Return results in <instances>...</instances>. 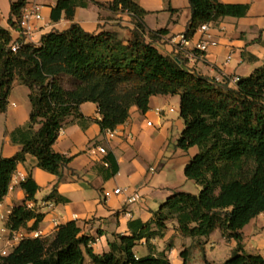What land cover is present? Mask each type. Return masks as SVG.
I'll return each mask as SVG.
<instances>
[{
	"label": "trees",
	"instance_id": "16d2710c",
	"mask_svg": "<svg viewBox=\"0 0 264 264\" xmlns=\"http://www.w3.org/2000/svg\"><path fill=\"white\" fill-rule=\"evenodd\" d=\"M188 3L186 39L201 25L225 17L243 18L248 11L245 5H225L218 0ZM25 4V0L11 4V29H17ZM89 5L126 13L133 25L130 37L124 40L115 30L88 33L72 23L64 31L43 35L38 47L22 45L14 53L9 31L0 27V114L7 109L14 82L27 88L30 105L28 122L10 133L11 143L20 146V151L11 158H0V202L27 156L35 158L42 171L58 181L63 179L72 158L53 152L52 146L68 118L73 117L82 128L89 122L79 111L82 104L96 105L100 119L94 122L104 134L124 124L133 107L147 113L149 99L156 96L179 97L184 129L176 147L182 151L197 148L184 176L200 192L173 193L151 222L130 221V235L115 236L105 254H94L89 247L93 240L80 236L75 222H68L58 226L52 237L21 240L8 255H0V264H83L84 255L89 264H171L163 253L144 257L134 253L141 241L163 237L171 221L182 237L191 240L207 238L218 230L223 239L234 241L236 246L223 264H264L260 255L245 252L241 234L264 213V66L232 85L230 78L217 81L186 69L180 57L163 56L152 45L155 35L165 30L148 31L143 21L147 12L133 0H58L50 21L57 23L63 16L71 21L76 8ZM63 79L70 81V88H64ZM105 160L115 174L112 157L107 155ZM19 187L26 198L8 217L6 227L11 232L32 220L36 228L43 218L26 205L39 189L32 178ZM50 200L67 203L55 190L45 198ZM186 255L184 250L183 264Z\"/></svg>",
	"mask_w": 264,
	"mask_h": 264
},
{
	"label": "crops",
	"instance_id": "0c3cea01",
	"mask_svg": "<svg viewBox=\"0 0 264 264\" xmlns=\"http://www.w3.org/2000/svg\"><path fill=\"white\" fill-rule=\"evenodd\" d=\"M18 1L0 0V27L9 31L12 43L20 36L18 28L9 27L10 6ZM57 1L25 0L26 4L43 5V19L38 24L41 30L34 36L38 43L43 35L51 31H64L72 23L94 34L118 29L112 21L105 24L106 21L99 20L103 12L109 11H101L93 5L85 9L76 8L71 21L63 16L59 22L52 23L50 12ZM94 1L106 3L112 0ZM133 1L147 12L143 21L148 31L165 30L164 34L155 35L152 45L163 56L180 57L188 70L217 81L222 77L230 78L232 85L231 79L248 77L255 69L264 66V0H218L225 5H245L248 7L247 14L243 18L225 17L208 24L206 34L217 42V47L189 61L182 57L177 48L190 19L188 0ZM13 21L16 22L14 18ZM202 36L205 35L196 31L188 39L187 49L190 50ZM239 69L244 70L245 76L235 74L234 71ZM13 85L19 84L14 82ZM168 97H151L149 110L145 114L131 108L126 122L116 127L113 139H107L94 122L100 119L96 105L82 104L79 111L89 122H84L82 128L73 117L68 118L52 146L53 152L72 158L61 181L39 169L35 158L31 156H27L25 162L17 166L9 191L0 202V253L8 255L21 241L6 227V222L13 207L25 201L26 195L19 184L29 176L39 189L34 200L26 202V205L43 215V218L36 228L33 227L34 220L28 222L25 228L16 231L17 235L33 239L37 233L40 238H49L58 226L75 222L79 235L93 240L89 247L96 255L107 253L108 244L115 236H129L130 221L149 223L153 214L173 193L192 192V181L185 178L184 168L198 150L194 147L182 151L176 147L184 129L180 116L181 121L174 122L168 117H160L163 113L157 114L160 107L168 102ZM29 112L30 105L27 111H17L15 103L8 101L7 111L0 114V158H11L20 151V146L11 143L10 133L28 122ZM148 122L151 126H147ZM171 130L175 131L174 136L170 134ZM128 134L130 138H127ZM101 147L105 149L106 155L98 154L97 150ZM107 155L115 163V174L113 167L105 160ZM117 189L120 192L115 194ZM53 190L67 203L45 201ZM134 193L140 195V200L128 205L127 200ZM261 224L251 223L247 227L253 228L252 234L256 235L258 232L264 233V228H259ZM234 245L232 240L223 239L218 230L199 240L182 237L176 231V223L171 221L166 224L163 237L151 239L148 243L141 241L134 253L137 257L163 253L171 264H183L181 253L187 250L186 264H223L231 256ZM256 248H264V243ZM89 263L90 259L84 255L83 264Z\"/></svg>",
	"mask_w": 264,
	"mask_h": 264
},
{
	"label": "rangeland",
	"instance_id": "374dc122",
	"mask_svg": "<svg viewBox=\"0 0 264 264\" xmlns=\"http://www.w3.org/2000/svg\"><path fill=\"white\" fill-rule=\"evenodd\" d=\"M97 9H99V8H97ZM99 10L104 11L103 9H99ZM99 20L106 21L105 24H108V21H112L113 26H115L119 29V30L117 29V31L119 32L122 39L126 40L130 37V34L127 33V30L133 29V25H132L131 18L126 13H111V12L106 13V12H103V14H101L99 16ZM229 67H231V66H229ZM234 72H235V74H238L241 76H245V74H246L244 72V70H242V69L236 70ZM61 83L64 86V88H66V89L70 88V86H71V83L68 79L61 80ZM27 93L28 92H27L26 87L21 86V85H13L12 84L10 92H9V96H8V101L15 103V105L17 106V111H21V110L27 111V110H29V102H28ZM167 99H168V102L160 107L161 110H163V114L160 117H168V119L174 120V122L181 121L179 118V97L178 96H173V97L169 96ZM7 108H8V106H7ZM171 109L173 110L172 112H170ZM10 110H11V108L8 109V111H10ZM6 111H7V109H6ZM170 134L172 136H174L175 131L171 130ZM190 183H191L190 185L192 187L191 188L192 192H188V193L197 195L200 192V187L195 185L193 182H190ZM258 222L262 223L259 226V228H261V227L264 228V214H262V215L260 214L259 216L254 218L248 225H250L251 223H253V225L254 224L256 225ZM247 226H245L242 229L243 234L241 231L242 238H243V244H244L246 252L249 254H255V255L261 254L262 255L261 257L264 258V248H261V249L256 248V246L259 245L260 243H264V233L258 232L256 235L255 234L253 235L252 234L253 228L250 229ZM233 243L235 244L234 241H233ZM234 246H236V244Z\"/></svg>",
	"mask_w": 264,
	"mask_h": 264
},
{
	"label": "built area",
	"instance_id": "2783aa9c",
	"mask_svg": "<svg viewBox=\"0 0 264 264\" xmlns=\"http://www.w3.org/2000/svg\"><path fill=\"white\" fill-rule=\"evenodd\" d=\"M43 8V5L40 3H29L25 4L24 7L21 9L20 17L18 20V33H19V39L11 44V51L17 52V50L22 45H31L34 47H38L40 43H38L34 36L36 33H38L41 30V27L38 26L40 22H42V13L41 10ZM198 32L203 33L202 38L197 41L194 46L188 50V39H186L184 36L181 37L179 43L177 44L178 51L181 52L182 57L189 61L194 60L198 56H200L203 53L208 52L210 49L217 47V42L211 39L209 35L206 34L208 31V24L201 25L198 29ZM239 81V78H233L231 79V82L235 84ZM173 110L171 109L170 112ZM163 113V110H158L157 114L160 115ZM147 126H151V123L148 122ZM107 139H113L116 135V130L113 131H106L104 133ZM127 138H130V134L127 135ZM99 155H106V151L104 148H98L97 150ZM106 165V163H104ZM151 171H153L151 169ZM120 190H115L114 193L118 194ZM140 200V195L138 193H134L128 200L127 204L131 205ZM13 235H15L16 238L19 240H23L21 235H17L16 231L12 232ZM40 238L37 233L33 235V239ZM1 256H6L7 254L5 252L0 253Z\"/></svg>",
	"mask_w": 264,
	"mask_h": 264
}]
</instances>
